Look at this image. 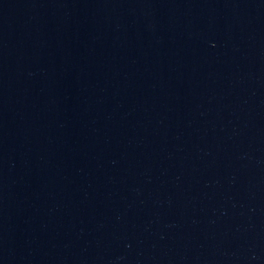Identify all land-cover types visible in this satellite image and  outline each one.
<instances>
[{
  "label": "water",
  "instance_id": "95a60500",
  "mask_svg": "<svg viewBox=\"0 0 264 264\" xmlns=\"http://www.w3.org/2000/svg\"><path fill=\"white\" fill-rule=\"evenodd\" d=\"M0 264H264V0H0Z\"/></svg>",
  "mask_w": 264,
  "mask_h": 264
}]
</instances>
